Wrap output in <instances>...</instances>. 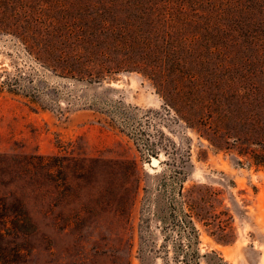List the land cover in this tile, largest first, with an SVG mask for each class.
<instances>
[{
	"label": "rangeland",
	"instance_id": "374dc122",
	"mask_svg": "<svg viewBox=\"0 0 264 264\" xmlns=\"http://www.w3.org/2000/svg\"><path fill=\"white\" fill-rule=\"evenodd\" d=\"M40 10L0 0V218L17 220L0 264H181L179 200L199 264H264V166L180 118L149 74L45 68L7 30L36 34Z\"/></svg>",
	"mask_w": 264,
	"mask_h": 264
},
{
	"label": "trees",
	"instance_id": "16d2710c",
	"mask_svg": "<svg viewBox=\"0 0 264 264\" xmlns=\"http://www.w3.org/2000/svg\"><path fill=\"white\" fill-rule=\"evenodd\" d=\"M40 1L36 34L31 22L7 30L45 68L149 74L180 118L264 166V0ZM178 204L179 261L199 264L198 229L189 204Z\"/></svg>",
	"mask_w": 264,
	"mask_h": 264
},
{
	"label": "water",
	"instance_id": "95a60500",
	"mask_svg": "<svg viewBox=\"0 0 264 264\" xmlns=\"http://www.w3.org/2000/svg\"><path fill=\"white\" fill-rule=\"evenodd\" d=\"M158 162V160L156 158H151V163L152 164H156Z\"/></svg>",
	"mask_w": 264,
	"mask_h": 264
},
{
	"label": "bare ground",
	"instance_id": "6f19581e",
	"mask_svg": "<svg viewBox=\"0 0 264 264\" xmlns=\"http://www.w3.org/2000/svg\"><path fill=\"white\" fill-rule=\"evenodd\" d=\"M159 160V159H158Z\"/></svg>",
	"mask_w": 264,
	"mask_h": 264
}]
</instances>
